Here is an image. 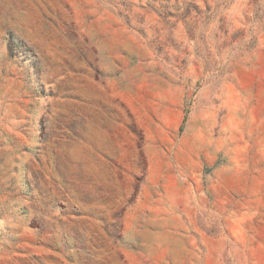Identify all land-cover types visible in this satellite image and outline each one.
Returning <instances> with one entry per match:
<instances>
[{
  "label": "rangeland",
  "instance_id": "rangeland-1",
  "mask_svg": "<svg viewBox=\"0 0 264 264\" xmlns=\"http://www.w3.org/2000/svg\"><path fill=\"white\" fill-rule=\"evenodd\" d=\"M0 264H264V0H0Z\"/></svg>",
  "mask_w": 264,
  "mask_h": 264
}]
</instances>
